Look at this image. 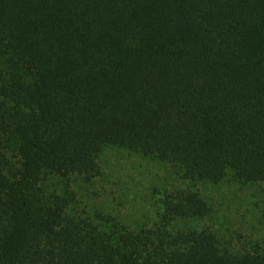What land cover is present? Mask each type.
<instances>
[{"label":"trees","instance_id":"obj_1","mask_svg":"<svg viewBox=\"0 0 264 264\" xmlns=\"http://www.w3.org/2000/svg\"><path fill=\"white\" fill-rule=\"evenodd\" d=\"M0 53V264H264L208 231L113 238L42 189L100 175L106 145L264 183V0H0ZM209 211L184 190L163 217Z\"/></svg>","mask_w":264,"mask_h":264},{"label":"rangeland","instance_id":"obj_2","mask_svg":"<svg viewBox=\"0 0 264 264\" xmlns=\"http://www.w3.org/2000/svg\"><path fill=\"white\" fill-rule=\"evenodd\" d=\"M7 70L0 53V71ZM97 159L102 168L98 176L50 175L42 186L47 202L52 204L55 196L67 198L68 216L113 238L159 228L175 234L208 231L223 252L264 250V183L241 181L232 169L220 184L187 180L181 166L119 146H103ZM11 162L19 166L15 158ZM184 190L201 196L210 209L208 216L166 222V197Z\"/></svg>","mask_w":264,"mask_h":264}]
</instances>
